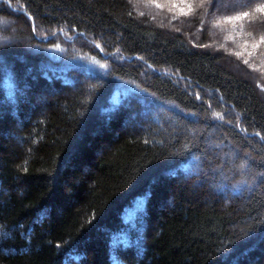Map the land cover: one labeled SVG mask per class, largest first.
<instances>
[{
  "label": "trees",
  "instance_id": "16d2710c",
  "mask_svg": "<svg viewBox=\"0 0 264 264\" xmlns=\"http://www.w3.org/2000/svg\"><path fill=\"white\" fill-rule=\"evenodd\" d=\"M259 8L0 0V264H264Z\"/></svg>",
  "mask_w": 264,
  "mask_h": 264
},
{
  "label": "snow or ice",
  "instance_id": "6c2138e0",
  "mask_svg": "<svg viewBox=\"0 0 264 264\" xmlns=\"http://www.w3.org/2000/svg\"><path fill=\"white\" fill-rule=\"evenodd\" d=\"M157 7H159V5H157ZM257 11L264 12V8H259V9H257ZM246 15H247V13H245V16ZM237 19H240V17H237ZM245 62H247V61H245Z\"/></svg>",
  "mask_w": 264,
  "mask_h": 264
}]
</instances>
